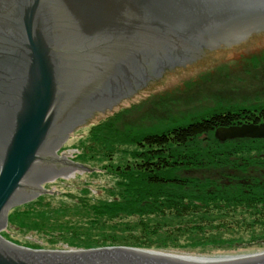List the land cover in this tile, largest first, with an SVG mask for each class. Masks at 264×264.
Here are the masks:
<instances>
[{"label": "water", "instance_id": "obj_1", "mask_svg": "<svg viewBox=\"0 0 264 264\" xmlns=\"http://www.w3.org/2000/svg\"><path fill=\"white\" fill-rule=\"evenodd\" d=\"M257 37L264 0H0V264H264V253L36 250L1 235L10 210L47 193L51 180L94 171L56 153L80 122ZM216 138L264 139V122L220 127Z\"/></svg>", "mask_w": 264, "mask_h": 264}, {"label": "rangeland", "instance_id": "obj_2", "mask_svg": "<svg viewBox=\"0 0 264 264\" xmlns=\"http://www.w3.org/2000/svg\"><path fill=\"white\" fill-rule=\"evenodd\" d=\"M250 54L264 56V37L212 51L185 67L167 72L145 89L124 98L113 110L104 109L80 122L69 136L60 140L56 153L84 162L94 171L60 175L44 185L47 193L10 210L2 237L18 247L50 251L124 246L217 256L263 254L264 225L250 222V216L242 217L239 223L234 221L233 226L220 225L226 216L222 212L208 217H173L170 225L181 226V229L170 227L164 231V226L156 219L159 214L154 213V205L150 204L152 200H146L145 196L161 200V194H180L182 189L171 185L143 186L141 190L135 187L144 182L142 177L126 176L121 171L127 163L134 168L138 148L130 144V140L141 138L147 132H164L176 125L191 123L193 117L201 118L217 109H234L239 100L255 102V93L264 88V75L255 80L250 76L254 71L264 73L260 71L264 61L254 59L247 61L253 63L251 67L242 66ZM261 94L264 96V92ZM256 103L264 104V99L259 96ZM94 129L101 135L93 134ZM117 130L120 135L111 140L108 147L101 142L90 146L95 135L105 143V133L113 135ZM207 141L209 139L202 140L203 145ZM129 179L134 181L132 187L127 185ZM135 191L146 201L142 206L145 210H140L142 215H131L133 211H128L121 220L92 221L98 217L95 203L104 210L119 213L118 203L124 200H113L114 196ZM111 205L117 208L111 209ZM208 218L211 226L199 230L198 225L203 228V220ZM246 221L250 225L245 224ZM157 226H161V231Z\"/></svg>", "mask_w": 264, "mask_h": 264}, {"label": "trees", "instance_id": "obj_3", "mask_svg": "<svg viewBox=\"0 0 264 264\" xmlns=\"http://www.w3.org/2000/svg\"><path fill=\"white\" fill-rule=\"evenodd\" d=\"M249 64L247 68L253 63ZM260 66V71L264 72V64ZM254 72L250 79H262L264 73ZM258 91L260 92L255 93V102L239 100L234 109H217L201 118L193 117L191 123L176 125L164 132H147V135L129 141L138 148L137 157L134 168L127 163L121 171L126 176L142 177L144 182L137 184L135 188L142 190L143 186L173 185L182 189L180 194H161V200L153 198L152 195L145 196L146 200H152L150 204L154 205L152 209L156 210L153 212L159 214L156 219L164 226V231H168L170 227L181 229V226L170 225V219L173 217H208L209 214L217 212L226 215L220 224L222 226H233L234 221L239 223L240 219L246 216L251 217L250 222L264 225V139L235 138L222 142L216 138V131L220 127L264 122V104L256 103L259 96L264 99L261 94L264 88ZM92 132L101 135L97 129ZM115 133H105V143L95 135L90 146L101 142L104 147H108L110 141L121 132L117 130ZM205 139L209 141L203 145L202 140ZM133 182L129 179L127 185L132 187ZM139 194L141 193L136 191L127 195L122 192L116 194L113 200H124L123 203H118L119 213L104 210L95 203L94 210L98 217L92 221L105 223L108 219L121 220L128 211H133L131 215H142L140 210L146 201L141 196L138 197ZM33 201L35 200L29 203ZM110 207L117 208L115 205ZM203 221V228L200 229L201 225H198L199 230H206L211 226L209 218ZM250 222L246 221L245 224L250 225ZM161 226H157L159 231Z\"/></svg>", "mask_w": 264, "mask_h": 264}, {"label": "flooded vegetation", "instance_id": "obj_4", "mask_svg": "<svg viewBox=\"0 0 264 264\" xmlns=\"http://www.w3.org/2000/svg\"><path fill=\"white\" fill-rule=\"evenodd\" d=\"M248 56H251V57L247 58V59L245 58V62L243 61L242 66L250 65L249 62H247V61H252L254 59H256V60H264V56L257 55V56L252 57V54H250Z\"/></svg>", "mask_w": 264, "mask_h": 264}, {"label": "bare ground", "instance_id": "obj_5", "mask_svg": "<svg viewBox=\"0 0 264 264\" xmlns=\"http://www.w3.org/2000/svg\"><path fill=\"white\" fill-rule=\"evenodd\" d=\"M252 254H254V253H252ZM256 254H260V255H263V254H261V253H256Z\"/></svg>", "mask_w": 264, "mask_h": 264}]
</instances>
